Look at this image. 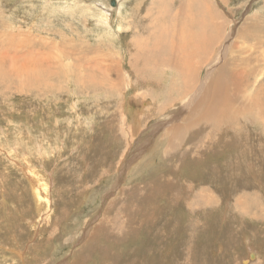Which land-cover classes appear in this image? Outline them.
I'll return each mask as SVG.
<instances>
[{
	"label": "rangeland",
	"instance_id": "1",
	"mask_svg": "<svg viewBox=\"0 0 264 264\" xmlns=\"http://www.w3.org/2000/svg\"><path fill=\"white\" fill-rule=\"evenodd\" d=\"M111 1L0 0V264H264V129L248 122L257 154L242 170L225 164L234 150L223 140L193 128L205 89L232 56L264 58V0H208V36L222 27L203 59L182 32L188 12L206 19L186 14L189 0H122L117 21ZM139 37V56L164 63L135 89L129 44ZM184 59L201 62L185 97Z\"/></svg>",
	"mask_w": 264,
	"mask_h": 264
},
{
	"label": "bare ground",
	"instance_id": "2",
	"mask_svg": "<svg viewBox=\"0 0 264 264\" xmlns=\"http://www.w3.org/2000/svg\"><path fill=\"white\" fill-rule=\"evenodd\" d=\"M119 2H121L118 5L116 6H112L111 7L113 8L112 9V18L114 19V16H116V20L114 19V21H117V20H120L123 16L121 15L122 13V0H117ZM186 2V1H185ZM124 3V2H123ZM168 3V2H167ZM164 4V3H163ZM185 4V3H184ZM188 5H186V14H187V8L192 12V13H197V12H201L203 11L204 12V16H206V19L203 20V18L199 19V24L196 23V20H193L194 19V15H189L190 13L188 12V15L187 16H191V19H189L187 16V18L189 19V21H186L184 23H182V26H183V35H184V39L187 43V45L191 48V52H192V56L196 57L197 55L200 56L201 59L203 58H207L208 57V44L212 45L213 41L217 38L218 34H219V31L221 32V27H222V24H218L217 26H215L212 31L210 32L209 36H208V13H211L210 11L208 12V0H201L200 2H197V0H189V3H187ZM166 5V4H165ZM183 5V4H182ZM211 5V4H210ZM108 6V5H107ZM164 6V5H163ZM183 7V6H181ZM109 8V7H108ZM210 8V7H209ZM118 9V10H116ZM185 9V8H184ZM183 9V10H184ZM182 10V9H181ZM185 11H183V14L184 16L186 15L185 14ZM107 12H108V9H107ZM115 12V13H114ZM167 8H166V11L165 13H167ZM181 12V11H180ZM213 12V11H212ZM109 13V12H108ZM202 13V12H201ZM201 13H198V14H201ZM211 15V14H209ZM215 15V13H214ZM213 15V17H214ZM217 15V14H216ZM215 15V16H216ZM107 16V15H106ZM178 17V16H177ZM185 17V18H186ZM199 17V16H198ZM184 18V19H185ZM186 18V19H187ZM197 18V17H196ZM107 19V18H106ZM161 19V18H160ZM181 19V18H180ZM185 19V20H186ZM187 19V20H188ZM123 20V18H122ZM102 22V21H101ZM107 23V21H105ZM113 22V21H112ZM179 24L181 23L180 20H178ZM255 22V21H254ZM114 23V22H113ZM166 23L165 22H161V25L162 27L164 26V24ZM252 23V22H251ZM259 23V22H258ZM109 24V23H108ZM253 24V23H252ZM249 25V24H248ZM252 26V25H251ZM257 26V25H256ZM258 27V26H257ZM249 28V27H248ZM177 31V27H174V29L170 30V32L172 31ZM246 30V29H245ZM245 30H242L241 31H245ZM255 32H259V30H257V28L254 29ZM116 32V31H115ZM247 32V31H246ZM263 33V32H262ZM243 35V33H242ZM247 35V34H246ZM251 35V34H249ZM118 36V35H117ZM187 36H190L191 38H193L195 40V42L189 38H187ZM261 36V35H260ZM264 36V35H263ZM242 37V36H241ZM141 38H144L141 37ZM251 38L253 40H257L258 38L257 37H253L251 36ZM134 39V38H133ZM146 39V38H145ZM221 38H219L217 41H219ZM142 40V39H141ZM140 40V37H139V40L137 41H134L133 43V46L131 47V45L129 44V48L132 50V54L130 58V63H129V66H130V71H131V76H132V82L133 84H129L131 88H140L141 84L143 81L146 82V78L144 75H147L149 73H152L153 71H155V68H158V65H162L163 66V61L161 60V57L160 55H155L153 56L152 58L150 57H146L143 55L142 56H139L140 54L144 53L145 51V46L143 45V41ZM197 42V43H196ZM253 42V41H252ZM256 42V41H255ZM260 42V41H259ZM258 42V43H259ZM250 43V42H249ZM260 45H262L260 43ZM147 51V50H146ZM130 53V52H129ZM158 54V53H157ZM239 54H247V56H240V55H234L232 56V60L231 62L229 63V66H231L229 69H227V66L225 64V66H222L223 67H226V69H221L222 71H220L219 73L216 72V75H215V78L212 79V83H211V86L208 90L205 89V93L203 95V99H202V105L201 107L199 108L198 110V113H199V120L197 121V124H198V127H194V129H198L200 128V132L203 133L201 135L204 136V134L207 135V138L208 137H217L218 139L220 140H223L224 143H226L227 147L231 150H234V154H233V157H227V158H224V160H229L228 162H226L225 164H230V165H235L236 167L238 168H242L241 166L243 165L244 163V160L245 159H250V157L254 156L255 158V153L257 154V151L255 150V148L253 146H248L250 144L247 143V139L251 136V131H250V128H249V125H248V122L254 127V124H257V125H261V128L260 129H264L263 125H264V98L262 97H259V96H264V83H259L257 85V82H258V77L261 76L263 74V67H264V58H259L257 56H255L254 54H251V53H239ZM172 55V54H171ZM214 55V54H213ZM216 55V54H215ZM139 56V57H137ZM163 56V55H162ZM133 57H136V58H133ZM146 57V58H145ZM165 57V56H164ZM128 58V57H127ZM163 58V57H162ZM165 59V58H164ZM48 60V59H47ZM155 60V61H154ZM160 60V61H159ZM185 60V59H184ZM211 60V59H210ZM157 61H159V64H157ZM166 61V60H165ZM202 61V60H201ZM229 61V60H228ZM263 61V63H262ZM173 62H175L173 60ZM209 62V61H208ZM211 62V61H210ZM214 62V61H213ZM218 62V60H217ZM166 63V62H165ZM204 63V62H203ZM206 63V61H205ZM154 65V66H153ZM183 65H186L185 67L187 68V71L189 72L188 74L185 75V78L189 81L188 83L191 84V86H189L187 83H186V79L181 80V82H183V84H181L178 88H179V91H182L183 92V95L184 97L187 96L188 92L190 93L191 92V89L193 90L194 89V86L197 85L196 83H198L197 81V78L199 75L197 76H194V71L196 70L197 73L199 72V70H201V62H199V64H196V66H193L192 64H190L187 60H185V64ZM188 65H192V67L188 66ZM206 65V64H205ZM147 66H152L151 69H147L144 73L143 71V68L145 69ZM161 66V67H162ZM181 67V66H180ZM179 67V68H180ZM163 68V67H162ZM170 68V67H169ZM178 68H176L175 70H177ZM173 70V71H175ZM184 70V69H183ZM159 71V70H158ZM185 73V71H183ZM158 73V72H157ZM156 73V74H157ZM161 73V72H160ZM201 73V72H200ZM174 75V74H173ZM151 76V75H150ZM180 76V75H179ZM153 77V76H152ZM182 77V76H181ZM263 77L264 79V76H261ZM260 77V78H261ZM42 78V77H41ZM156 78L155 77V81H156ZM153 79V78H152ZM158 79V78H157ZM262 79V78H261ZM161 81V80H160ZM174 81V80H173ZM211 82V81H210ZM261 82V81H260ZM154 83V82H153ZM178 83V82H177ZM40 84V82H39ZM155 84V83H154ZM153 84V85H154ZM128 85V86H129ZM176 84H174L175 86ZM158 86L160 87L161 84H157L156 87L154 88H158ZM148 87V86H147ZM152 87V86H151ZM150 87V88H151ZM144 88V87H143ZM153 89V92L156 93L154 95H157L158 92L154 91L156 89ZM177 88V87H176ZM196 88V87H195ZM145 89V88H144ZM147 89V88H146ZM198 89V87H197ZM134 90V89H133ZM158 90V89H157ZM160 90V89H159ZM195 90V89H194ZM171 91V90H170ZM160 92V91H159ZM167 92V91H166ZM175 93V92H174ZM177 93V91H176ZM160 94V93H159ZM158 94V95H159ZM172 94V93H171ZM179 94V93H178ZM187 94V95H186ZM128 95V94H127ZM157 95V96H158ZM134 96V95H132ZM152 96V95H151ZM162 96V95H160ZM170 96V94H169ZM173 96V95H172ZM176 96V95H174ZM179 96V95H178ZM155 97V96H154ZM168 97V96H167ZM157 98V97H155ZM159 98V96H158ZM173 98V97H171ZM179 98H174V99H177L176 101L177 102H180L179 101ZM138 99V98H137ZM135 99V100H137ZM181 99V98H180ZM183 99V98H182ZM185 99V98H184ZM140 100L139 102H143V100L141 99H138ZM154 100V99H153ZM162 100V98H161ZM160 100V101H161ZM172 100V99H171ZM170 101V100H169ZM168 101V102H169ZM175 101V100H174ZM155 102V101H154ZM159 102V101H158ZM156 102V104L158 103ZM163 102V100L161 101ZM167 102V100H166ZM95 103V102H93ZM176 103V102H175ZM143 105V103H140ZM140 104H137L140 106ZM162 104V103H161ZM165 101H164V105H165ZM169 105V103H167ZM178 104V103H177ZM176 104V106H177ZM133 103L132 105L130 104V108L133 107ZM181 105V104H180ZM158 106V105H157ZM162 106V105H161ZM200 106V105H198ZM153 107V106H152ZM152 107H149L147 109H145L143 111V115L144 116H140V119H144L147 118H152V115L153 113H155V106L154 108ZM160 107V106H159ZM175 107V106H174ZM178 107V106H177ZM136 108V106H135ZM135 108H132V109H135ZM170 108V106H169ZM165 109V108H164ZM162 110V109H161ZM160 110V112H161ZM172 110H175V109H171L168 113H172ZM166 111V110H165ZM168 113H165L168 115ZM160 114V113H159ZM163 114V113H162ZM119 115V113H118ZM117 115V116H118ZM122 116V115H121ZM193 114H191V118H192ZM163 117V116H162ZM250 117H253L251 118V122L248 121L247 119L250 118ZM115 118L117 117H114V120ZM125 118V117H124ZM163 118H166V115L163 117ZM126 119V118H125ZM136 117L133 118V119H130L129 122H131V126L133 129V133L131 134V136L135 133V130L136 128L138 127L137 123H136ZM113 120V121H114ZM119 119H117L118 121ZM116 121V122H117ZM140 121V120H139ZM121 122L125 123L124 120L122 121V117H121ZM120 122V123H121ZM141 122V121H140ZM172 122H175V121H172ZM187 122V121H185ZM119 123V122H118ZM117 123V125L119 126V124ZM123 123H122V126H123ZM143 123V122H142ZM112 124V123H111ZM115 124V123H114ZM130 124V123H129ZM144 124V123H143ZM91 125V124H90ZM116 125V126H117ZM126 125V124H125ZM128 125V124H127ZM188 125V124H187ZM130 126V125H129ZM140 126V125H139ZM146 126V125H145ZM115 127V126H114ZM121 127V126H120ZM126 127V126H125ZM175 127V126H174ZM183 127V126H182ZM116 128V127H115ZM124 128V126H123ZM123 128H118V129H121L123 131ZM139 128V127H138ZM180 128V127H178ZM184 129L186 127H183ZM181 128V129H183ZM113 129V128H112ZM116 129V131L118 130ZM130 127L127 128V130H129ZM126 130V129H125ZM124 130V131H125ZM126 130V131H127ZM174 131L175 132V129L172 128L169 130V132L167 131V133H172L171 131ZM176 130H177V126H176ZM187 129H185L186 131ZM254 131H256V128L253 129ZM120 131V130H119ZM123 131V132H124ZM125 131V132H126ZM132 132V130H130ZM184 131V132H185ZM178 132V131H176ZM119 133V132H118ZM129 133V132H128ZM166 133V135H167ZM187 133V132H186ZM189 133V131H188ZM258 133H259V129H258ZM121 134V133H120ZM174 133H172L171 135H173ZM191 134V133H190ZM188 134V136L190 135ZM113 135V134H112ZM129 135V134H128ZM135 135V134H134ZM170 135V136H171ZM180 135V134H179ZM192 135V134H191ZM260 135V134H259ZM264 135V133L262 134ZM123 136V135H122ZM130 136V135H129ZM128 136V137H129ZM130 136V137H131ZM199 136V135H198ZM37 137V136H36ZM111 137V136H110ZM125 137L126 135L124 136V141L125 140ZM136 137V136H135ZM168 137V136H167ZM40 138V137H39ZM133 138V137H132ZM170 138V137H169ZM176 138V137H175ZM206 138V137H205ZM255 138V137H254ZM117 139V138H116ZM116 139H114L116 141ZM127 139V137H126ZM168 139V138H167ZM171 139V138H170ZM169 139V140H170ZM189 139V142L190 141V138H187L185 141H183L182 139V145L183 146V143L185 142H188L187 140ZM200 139V138H199ZM204 139V138H203ZM227 140V142L225 140ZM22 140V139H21ZM119 140V139H118ZM117 140V141H118ZM192 140V139H191ZM206 140V139H205ZM212 140V139H210ZM253 140V138H252ZM37 141V140H36ZM120 141V140H119ZM171 141V140H170ZM169 141V143H170ZM180 141V140H179ZM228 141L230 142L231 145L234 146V148H232V146L228 143ZM245 141V143H244ZM160 142V140H159ZM172 142V141H171ZM193 142V141H192ZM201 142V141H200ZM29 143V142H28ZM118 143V142H117ZM127 143V141L125 142ZM157 143V142H156ZM204 144H206L205 142H203ZM60 144V143H59ZM109 144H113L112 143H109ZM116 144V142L114 143ZM162 144V142H161ZM174 144V143H173ZM194 144V143H193ZM29 145V144H28ZM120 145V143H119ZM171 145V143H170ZM186 145V144H185ZM184 145V146H185ZM192 145V144H191ZM201 145V144H200ZM223 145V144H221ZM118 146V145H117ZM122 146V145H120ZM124 146V145H123ZM158 146V144H157ZM175 146V145H174ZM180 146V145H179ZM181 146L179 149H181ZM183 146V147H184ZM109 147V145H108ZM112 147V146H110ZM162 147V145L160 146ZM182 147V148H183ZM101 148V147H100ZM105 148V147H104ZM120 149V148H119ZM126 149V147H125ZM124 149V150H125ZM128 149V148H127ZM157 149V148H156ZM154 149V151L156 150ZM159 147H158V151H159ZM166 150V148H164ZM171 150V149H170ZM192 150V149H191ZM116 151V150H115ZM114 151V152H115ZM119 151V150H117ZM123 151V150H122ZM174 151V150H173ZM204 151V149H203ZM114 152H110L108 150L107 152V155L108 153H114ZM157 152V151H156ZM206 152V151H204ZM103 153V152H102ZM106 153V152H105ZM104 153V154H105ZM118 153V152H117ZM164 153V152H163ZM169 151H167V155H168ZM121 154V153H120ZM123 154V152H122ZM121 154V155H122ZM166 154V151L164 153V155ZM119 155V153H118ZM171 155H173L171 153ZM170 155V156H171ZM176 155V154H175ZM112 156V155H111ZM115 156V155H113ZM151 156V155H149ZM169 156V157H170ZM103 157V156H102ZM122 157V156H121ZM173 157V156H172ZM106 158V157H105ZM143 158V157H142ZM141 158V159H142ZM182 158V157H181ZM180 158V159H181ZM252 158V159H254ZM145 159V158H144ZM183 159V158H182ZM248 159V161H249ZM21 160V159H20ZM27 160V159H26ZM116 160V159H114ZM255 160V159H254ZM122 161V160H121ZM251 161V159H250ZM119 162V161H118ZM140 162V161H138ZM247 162V161H246ZM257 164V163H256ZM26 165V164H25ZM252 163L249 165L248 167V173L250 175H252V177H254V180H256V174H255V169L253 166H251ZM28 165H26L27 167ZM120 166V165H119ZM118 166V167H119ZM139 166V165H137ZM247 166V165H246ZM121 167V166H120ZM112 168V167H111ZM131 168V167H130ZM110 169V168H109ZM133 169V168H132ZM131 169V170H132ZM217 169V168H216ZM105 170V169H104ZM243 170V168H242ZM32 171V170H31ZM30 171V172H31ZM91 171V170H90ZM148 171V170H147ZM223 165L220 167L219 169V172H218V176L219 177H222L223 178ZM246 171V170H245ZM244 171V172H245ZM88 172V171H87ZM129 172V171H128ZM131 172V171H130ZM133 172V171H132ZM241 172V171H240ZM257 172V171H256ZM34 173V172H33ZM40 172H38L37 175H40L39 174ZM107 172H105L104 176L106 175ZM110 173V172H108ZM125 173V172H124ZM135 173V172H134ZM31 174V173H30ZM51 174V173H50ZM79 174V173H78ZM90 174V173H89ZM130 174V173H129ZM233 174V173H232ZM36 175V174H35ZM91 175V174H90ZM96 175V173H95ZM102 175V174H101ZM112 174H108V176H110ZM128 175V174H127ZM41 176V175H40ZM103 176V175H102ZM144 176V175H143ZM43 177V176H42ZM29 178V177H28ZM38 178V176H37ZM88 178V177H87ZM132 178V177H131ZM141 178V177H140ZM39 179V178H38ZM44 179V178H42ZM41 179V180H42ZM137 179V178H136ZM145 179V178H143ZM31 180V179H30ZM33 180V179H32ZM47 180V179H46ZM82 180V179H81ZM86 180V179H85ZM130 180V179H129ZM43 182V181H42ZM46 182V181H45ZM38 184V183H37ZM150 184V183H149ZM252 184H254V182H252ZM36 187V186H35ZM83 187V186H82ZM86 187V186H85ZM88 187V186H87ZM242 189H244V187H242ZM259 189V188H258ZM37 190V189H36ZM36 190H34V192H36ZM46 190V189H45ZM48 191V190H47ZM88 190L85 189V191L83 190V192H87ZM81 192V191H80ZM79 192V193H80ZM253 192V191H252ZM256 193V192H255ZM251 194L253 195V193H249V195L251 196ZM83 195V194H82ZM248 195V196H249ZM258 195V194H257ZM35 196V195H34ZM178 196V195H177ZM243 197H245V194H242ZM249 196V198H250ZM41 197V195H40ZM97 197V196H96ZM36 198V197H35ZM246 198V197H245ZM253 198V197H252ZM255 199V198H254ZM37 200V199H36ZM249 200V199H248ZM39 201V199H38ZM37 201V202H38ZM41 201V200H40ZM247 201V199H246ZM256 202V201H255ZM254 202V203H255ZM248 203V202H247ZM251 203V202H250ZM259 203V202H258ZM239 204V203H238ZM237 204V205H238ZM243 204V203H242ZM46 205V204H45ZM123 205V204H122ZM240 205V204H239ZM236 206V203L235 205ZM122 207V206H121ZM134 207V206H133ZM118 208V207H117ZM261 208V207H260ZM38 209V208H37ZM121 209V208H120ZM246 209V204L244 203V205L242 206V210L244 211H247L245 210ZM39 210V209H38ZM217 211V210H216ZM249 211V210H248ZM217 214V213H216ZM240 214V213H239ZM242 215V214H241ZM255 215V214H254ZM244 216V215H243ZM240 217L241 219L244 218V217ZM194 219V218H193ZM189 224V223H188ZM60 225V224H59ZM54 229V228H53ZM131 232V231H130ZM198 232V231H197ZM132 234V233H131ZM205 234V233H204ZM130 235V234H129ZM181 236V235H180ZM261 236V235H260ZM124 238V236H123ZM173 239V238H172ZM259 240V239H258ZM219 241V240H218ZM211 242V241H210ZM53 243V242H52ZM197 243V242H196ZM106 252V251H105ZM113 255V254H112ZM191 255V254H190ZM254 255V254H253ZM154 261V260H153ZM198 262V261H197ZM179 263V262H178Z\"/></svg>",
	"mask_w": 264,
	"mask_h": 264
},
{
	"label": "water",
	"instance_id": "3",
	"mask_svg": "<svg viewBox=\"0 0 264 264\" xmlns=\"http://www.w3.org/2000/svg\"><path fill=\"white\" fill-rule=\"evenodd\" d=\"M111 5H112V6L115 5V1H114V0L111 1Z\"/></svg>",
	"mask_w": 264,
	"mask_h": 264
}]
</instances>
